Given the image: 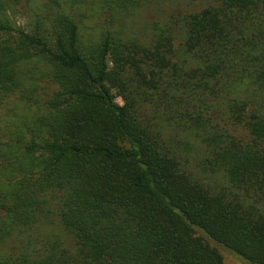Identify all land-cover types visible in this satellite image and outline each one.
I'll list each match as a JSON object with an SVG mask.
<instances>
[{
	"label": "trees",
	"instance_id": "obj_1",
	"mask_svg": "<svg viewBox=\"0 0 264 264\" xmlns=\"http://www.w3.org/2000/svg\"><path fill=\"white\" fill-rule=\"evenodd\" d=\"M183 2L0 0V264H264V0Z\"/></svg>",
	"mask_w": 264,
	"mask_h": 264
},
{
	"label": "rangeland",
	"instance_id": "obj_2",
	"mask_svg": "<svg viewBox=\"0 0 264 264\" xmlns=\"http://www.w3.org/2000/svg\"><path fill=\"white\" fill-rule=\"evenodd\" d=\"M155 5L149 7L146 10H142L137 19L138 26H144L145 23L152 22L157 19H162L170 13H173L175 8H181L182 11L187 10L183 4V0H154ZM82 4L80 7V12L86 16V19H83V24L85 26L92 27L94 26L95 16L90 12L87 14V9L89 6H93L96 0H81ZM94 11V10H93ZM197 11V9L193 10ZM79 13V14H81ZM22 26L23 22H18ZM43 86H46V84ZM118 105H122L120 99H116ZM18 112L16 104H14L13 98H9L8 101L0 107V136L2 132L10 125V122L14 120L15 112ZM222 257V264H246L231 253L216 247Z\"/></svg>",
	"mask_w": 264,
	"mask_h": 264
}]
</instances>
